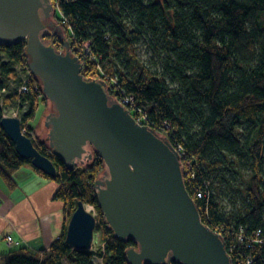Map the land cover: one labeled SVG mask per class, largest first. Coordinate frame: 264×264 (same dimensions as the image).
<instances>
[{
    "label": "trees",
    "instance_id": "trees-1",
    "mask_svg": "<svg viewBox=\"0 0 264 264\" xmlns=\"http://www.w3.org/2000/svg\"><path fill=\"white\" fill-rule=\"evenodd\" d=\"M57 2L68 24L56 12L55 35L44 40L59 51L68 42L70 53L83 65L82 76L103 81L112 99L122 93L132 96L147 115L146 126L158 135L166 130L164 124L169 127L172 142L182 148L184 160H191L194 180L183 179L202 223L221 236L226 251L234 247L228 252L232 264H246L248 256L252 264H264V0ZM141 40L153 52L149 63L137 55ZM241 52L254 59L248 61ZM25 64L24 43L0 45V92L17 85L4 105L27 106L21 129L34 132L29 123L47 100L36 98L34 88L41 91V84L33 75L27 91L18 92L22 83L17 68ZM2 117L0 106V121ZM32 143L57 169L55 178L35 170L59 185L56 199L64 203L68 221L78 202L93 206L104 264H128L125 251L136 243L118 242L97 207L94 183L103 174L102 160L92 151L90 161L76 166L84 167L82 171H70L46 142ZM25 165L30 161L19 157L0 126V177L13 188L12 175ZM223 187L240 190L231 194L230 211L217 201ZM255 233L263 244L252 241ZM65 235L64 229L40 255L12 253L0 264H92V252L70 249Z\"/></svg>",
    "mask_w": 264,
    "mask_h": 264
},
{
    "label": "water",
    "instance_id": "water-1",
    "mask_svg": "<svg viewBox=\"0 0 264 264\" xmlns=\"http://www.w3.org/2000/svg\"><path fill=\"white\" fill-rule=\"evenodd\" d=\"M53 14L51 0H0V45H25L28 69L51 104L44 117L51 154L70 171L90 161L92 151L102 160L103 174L94 183L97 207L118 242L136 243L125 251L127 263L232 264L221 236L202 223L174 148L137 124L103 81L84 78L68 42L59 51L44 40L55 35ZM0 126L20 158L56 177V167L34 147L19 119L3 116ZM95 227V216L78 202L66 245L90 251Z\"/></svg>",
    "mask_w": 264,
    "mask_h": 264
},
{
    "label": "crops",
    "instance_id": "crops-1",
    "mask_svg": "<svg viewBox=\"0 0 264 264\" xmlns=\"http://www.w3.org/2000/svg\"><path fill=\"white\" fill-rule=\"evenodd\" d=\"M11 179L13 188L0 177V260L17 252L36 256L48 251L68 224V211L56 199V182L30 165Z\"/></svg>",
    "mask_w": 264,
    "mask_h": 264
},
{
    "label": "rangeland",
    "instance_id": "rangeland-1",
    "mask_svg": "<svg viewBox=\"0 0 264 264\" xmlns=\"http://www.w3.org/2000/svg\"><path fill=\"white\" fill-rule=\"evenodd\" d=\"M137 55L140 58L141 61L144 63H149L150 59L153 57V52L150 49V46L148 44L147 40H141L139 44L136 46ZM241 57H244L248 61L253 60L254 57L251 54H247L245 52L240 53ZM17 75L19 77V80L21 81L22 85L24 82H26V76L24 72H21L20 69H17ZM17 87L16 83H11L9 86V90H6L5 92H0V106L3 111V116L7 117H15L19 120H21L22 116L28 111V107L24 106L23 108H20L17 103H13L9 106L4 105V99L11 95V93L15 90ZM51 112V104L47 101V104L44 105L42 102L39 105V110L36 118L33 122H30L29 125L33 127L35 130L34 132H31L34 139L33 141H40V142H46L47 139V130L44 127V117L48 113ZM47 143V142H46ZM84 167L80 166L77 167L76 170L78 172L82 171ZM239 189H235L234 191L228 190V188L223 187L222 188V196L218 201V203L221 206V209L224 211H230L231 208H233L230 200L232 199L231 194H238ZM86 210L92 213L95 217L97 215L95 209L93 206L86 205ZM104 242L102 241V234L100 231H94L93 234V242L90 252L93 253V256H99L102 259L97 262L93 258V264H104L103 261V251H104V245H102ZM64 264H72L69 260H66Z\"/></svg>",
    "mask_w": 264,
    "mask_h": 264
},
{
    "label": "built area",
    "instance_id": "built-area-1",
    "mask_svg": "<svg viewBox=\"0 0 264 264\" xmlns=\"http://www.w3.org/2000/svg\"><path fill=\"white\" fill-rule=\"evenodd\" d=\"M51 3L54 7V14L53 17L55 15L56 12L59 13L60 15V20L62 21L63 24H68L66 19L63 17V15L58 11V2L57 0H51ZM55 3V5H54ZM54 19V18H53ZM94 61L95 59L92 58ZM98 66V65H97ZM99 67V66H98ZM20 69L21 72H24L25 76H26V82L23 83V85L20 87V89L18 90L19 93L21 92H26V83H28V81L30 80V77L32 76V74L30 73L29 69H28V64H25L24 67H20L17 68ZM34 91L36 93V98L37 99H42L44 97L43 93H42V89L41 91L39 90V87L34 88ZM4 92V90L2 91V93ZM122 93V92H121ZM116 102H118L121 106H123L124 108H126L128 110V112L130 113V115L132 116V118L135 120V122L139 125H144L146 126L147 124V115L140 109L136 108L135 104H134V98L132 96H126L124 95V93L120 94L118 97L113 98ZM148 127V126H147ZM164 127L166 128V130L169 129V127L164 124ZM151 129V128H150ZM154 130V129H152ZM162 131L159 135L164 138L173 148L174 150L178 153V155L180 156L181 159V167L183 170V175L184 178H187L188 181L194 180V175L192 173L193 171V166L191 164V160H184L185 158V153L183 152L182 148L179 147L178 145H176L174 142H172L170 134L166 131ZM25 135L29 136V138L33 141L34 137L32 135L31 132L28 131H23ZM208 186V185H207ZM198 197L200 196L199 194L197 195ZM217 233V232H216ZM243 241V237L241 234H239L238 236V243L241 244V242ZM252 241L255 243H259V244H263V241L259 239V233H255L252 237ZM104 245V243L102 244ZM233 248H231L230 250H233ZM227 250V253L230 251ZM230 253V252H229ZM93 254V253H92ZM93 258L99 262L102 258L99 256H93L91 257V263L93 264ZM253 262V258L248 256L247 260H246V264H252Z\"/></svg>",
    "mask_w": 264,
    "mask_h": 264
}]
</instances>
